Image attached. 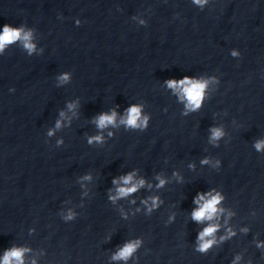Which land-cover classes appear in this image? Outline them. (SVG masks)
Wrapping results in <instances>:
<instances>
[{"label":"clouds","instance_id":"clouds-1","mask_svg":"<svg viewBox=\"0 0 264 264\" xmlns=\"http://www.w3.org/2000/svg\"><path fill=\"white\" fill-rule=\"evenodd\" d=\"M196 3H201L202 0H195ZM206 2V0H205ZM17 40H22L24 47L31 53L34 50V45L31 43V33L25 32L23 29H13L8 25L4 26L3 32L0 33V52L3 51L4 47L8 44H11ZM235 54V53H234ZM62 79L67 80V75L63 76ZM207 82H199L193 81L187 77L183 80L176 81V80H169L167 81V85L169 88L174 90H178L181 94V99L187 100V107L190 110H195L200 107L203 92L206 87ZM72 107V105H69ZM63 115V114H62ZM116 112L113 111L110 115L109 114H102L96 120L97 126L100 129H104L109 125H115L116 122ZM147 117H141V108L139 106H131L127 109L126 116L121 119L120 123L126 125L130 128H142L145 127L147 124ZM59 122H57V127H59ZM111 135V133H110ZM223 133L220 129H213L212 130V138L218 139L222 136ZM102 139L101 136H95L90 138L89 142L91 143L93 140L100 141ZM264 147V142H260L256 144V148L260 149ZM206 162V161H205ZM124 185H129L133 181V175L129 174L121 178ZM114 183H119V181H114ZM161 185H163L164 181L161 180ZM144 184L143 180H140L137 183L132 184L131 187H120L118 189V196L123 197L127 196L132 192H135L139 187H142ZM112 199H116V197H112ZM222 197L219 194L212 196L211 193L208 194V198L204 195H199L198 198L194 201L199 205V208L192 213V217L197 222H201L204 220L211 221L214 216L217 214L218 209L217 205L219 204ZM202 202V203H201ZM157 205L156 199L152 201V207ZM151 210V209H150ZM222 211V210H221ZM70 218V217H69ZM218 225H210L209 227L205 228L199 234L200 240V247L199 251L203 252L206 251L214 240H206L205 237H210L216 231ZM139 241L131 242L126 244L122 249H120L112 258L114 260H127L132 253L136 250L139 246ZM26 249H16L13 248L10 251L5 253L3 258L2 264H13V261L16 264H23V253Z\"/></svg>","mask_w":264,"mask_h":264}]
</instances>
